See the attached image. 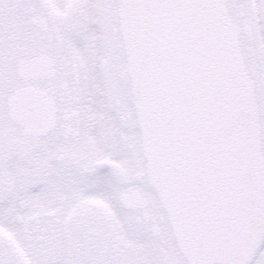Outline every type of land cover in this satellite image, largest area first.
Returning <instances> with one entry per match:
<instances>
[{"label":"snow or ice","instance_id":"obj_1","mask_svg":"<svg viewBox=\"0 0 264 264\" xmlns=\"http://www.w3.org/2000/svg\"><path fill=\"white\" fill-rule=\"evenodd\" d=\"M0 264H264V0H0Z\"/></svg>","mask_w":264,"mask_h":264}]
</instances>
